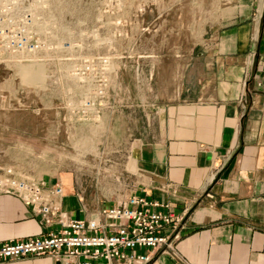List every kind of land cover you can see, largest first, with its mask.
<instances>
[{"label":"rangeland","instance_id":"obj_1","mask_svg":"<svg viewBox=\"0 0 264 264\" xmlns=\"http://www.w3.org/2000/svg\"><path fill=\"white\" fill-rule=\"evenodd\" d=\"M49 11L53 37L36 57L0 65V167L73 184L94 210L142 188L137 151L178 91H196L197 57L238 23L264 29V0H53Z\"/></svg>","mask_w":264,"mask_h":264},{"label":"crops","instance_id":"obj_2","mask_svg":"<svg viewBox=\"0 0 264 264\" xmlns=\"http://www.w3.org/2000/svg\"><path fill=\"white\" fill-rule=\"evenodd\" d=\"M261 35L257 20L224 31L191 69L196 91L181 88L177 104L164 108L163 131L142 140L144 178L134 195L168 204L183 218L176 250L154 251L150 264H264ZM64 188L63 210L91 217L81 212L86 205L73 184ZM52 230L20 199L0 195V243ZM0 264L58 263L46 256Z\"/></svg>","mask_w":264,"mask_h":264},{"label":"built area","instance_id":"obj_3","mask_svg":"<svg viewBox=\"0 0 264 264\" xmlns=\"http://www.w3.org/2000/svg\"><path fill=\"white\" fill-rule=\"evenodd\" d=\"M52 1L0 0V65L36 57L41 45L52 39ZM261 34L259 83L264 89V29ZM0 195L20 199L42 226L57 228L42 236L0 243V263L48 256L58 264H150L151 253L174 252L181 239L183 218L168 204L138 195L115 207H84L81 212L91 217L78 220L63 210V184L49 186L33 177H18L5 167H0ZM77 197L83 202L80 194Z\"/></svg>","mask_w":264,"mask_h":264},{"label":"bare ground","instance_id":"obj_4","mask_svg":"<svg viewBox=\"0 0 264 264\" xmlns=\"http://www.w3.org/2000/svg\"><path fill=\"white\" fill-rule=\"evenodd\" d=\"M25 62H30V60H24V61H21V62H18V63H25ZM7 152V151H6ZM5 152V153H6Z\"/></svg>","mask_w":264,"mask_h":264}]
</instances>
